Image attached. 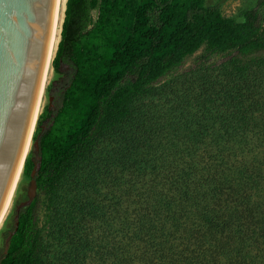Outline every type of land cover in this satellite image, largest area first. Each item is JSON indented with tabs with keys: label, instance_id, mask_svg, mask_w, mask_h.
Wrapping results in <instances>:
<instances>
[{
	"label": "trees",
	"instance_id": "trees-1",
	"mask_svg": "<svg viewBox=\"0 0 264 264\" xmlns=\"http://www.w3.org/2000/svg\"><path fill=\"white\" fill-rule=\"evenodd\" d=\"M201 48L199 60L223 57L216 82L196 108L164 113L157 86ZM52 66L0 264H264L255 10L239 21L206 0H67Z\"/></svg>",
	"mask_w": 264,
	"mask_h": 264
},
{
	"label": "water",
	"instance_id": "water-1",
	"mask_svg": "<svg viewBox=\"0 0 264 264\" xmlns=\"http://www.w3.org/2000/svg\"><path fill=\"white\" fill-rule=\"evenodd\" d=\"M58 1L0 0V214L31 129Z\"/></svg>",
	"mask_w": 264,
	"mask_h": 264
},
{
	"label": "rangeland",
	"instance_id": "rangeland-1",
	"mask_svg": "<svg viewBox=\"0 0 264 264\" xmlns=\"http://www.w3.org/2000/svg\"><path fill=\"white\" fill-rule=\"evenodd\" d=\"M206 2L209 7H219L223 16L226 18H235L242 21L246 11L255 10L260 15V18L264 20V6L259 4V0H206ZM204 53V48H201L195 55L188 57L181 68L164 78L157 86L159 93L153 101L155 104L163 108L164 113L175 112L177 109L179 113L181 112V109H184L185 107L191 109L194 107L196 108L199 102H201L199 99L198 102H196V98L199 95H202V93L207 89V87L204 86L209 81H211V84L216 82L215 80L218 76V72L220 71L218 67L220 66V62L223 57L213 56L207 60H199L200 56ZM54 77L55 74L52 66L50 80L45 89L39 116L43 113L45 106L48 104L47 87L54 80ZM145 103H150V105H152L153 102H150V99H147ZM178 113L176 114L178 115ZM34 148L35 144L32 139L28 155L34 150ZM28 188V180L22 173L10 210L0 228V254L5 247V237L3 233L7 229H10V221L17 206L23 205L28 198ZM41 227L44 234H46L47 231H45L44 221H42Z\"/></svg>",
	"mask_w": 264,
	"mask_h": 264
},
{
	"label": "bare ground",
	"instance_id": "bare-ground-1",
	"mask_svg": "<svg viewBox=\"0 0 264 264\" xmlns=\"http://www.w3.org/2000/svg\"><path fill=\"white\" fill-rule=\"evenodd\" d=\"M66 3H67V0H59L58 1V5L56 8L52 28H51L48 43H47L46 54H45L47 56H46L45 64L43 66V71H42V76H41L42 77L41 86L39 89V95H38L36 106H35V112H34L33 121L31 124V129L29 132V136L27 139L26 146H25V151L23 153V157H22L21 163L19 165L17 174L15 176L13 185L11 187L8 198L5 202L4 208L0 214V228H1V225L3 224L4 219L6 218L8 212L10 210L11 203H12L14 194L16 192L18 182L20 181V177L23 173L22 170H23L24 161H25V158H26V156L29 152L30 146H31L33 133L35 131L36 123H37V120H38V117L40 114L41 103H42V100H43V97L45 94V89H46V86L50 80V76H51V72H52V63H53V60L55 58L59 43L61 41V32H62V25H63L64 18H65Z\"/></svg>",
	"mask_w": 264,
	"mask_h": 264
}]
</instances>
